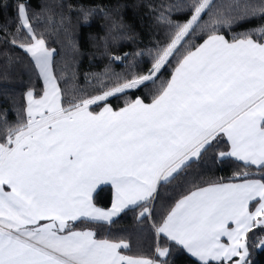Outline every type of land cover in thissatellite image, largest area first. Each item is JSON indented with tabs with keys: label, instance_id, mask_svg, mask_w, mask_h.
<instances>
[{
	"label": "snow or ice",
	"instance_id": "obj_1",
	"mask_svg": "<svg viewBox=\"0 0 264 264\" xmlns=\"http://www.w3.org/2000/svg\"><path fill=\"white\" fill-rule=\"evenodd\" d=\"M93 17L98 31L79 37ZM0 33L32 77L0 109V264H252L264 249V0H15ZM59 41L74 65L86 55L102 69L79 84ZM226 164L230 176L197 170ZM129 213L131 230L105 232Z\"/></svg>",
	"mask_w": 264,
	"mask_h": 264
},
{
	"label": "trees",
	"instance_id": "obj_2",
	"mask_svg": "<svg viewBox=\"0 0 264 264\" xmlns=\"http://www.w3.org/2000/svg\"><path fill=\"white\" fill-rule=\"evenodd\" d=\"M14 2L15 0H0V25H3L6 21H12L14 17ZM34 7H37L43 3H52L55 4L59 2V0H30ZM65 3H81L85 5H97L108 3L109 0H63ZM122 2L126 3H151L152 0H122ZM7 3L8 7L5 8L3 5ZM57 11L54 9V12ZM139 14L143 16L144 13L147 12V8H140ZM126 19H130L132 16V9H125ZM75 16V13H73ZM54 21L58 19L57 16L53 17ZM14 22V21H13ZM100 21L98 18L93 17L88 23H81L77 25V35L79 37L86 38L89 32L98 31V25ZM259 23V21H252V24ZM55 26V25H53ZM250 25H243L242 27H248ZM143 30L145 31V35L142 36V39L146 41L151 39L152 37L147 36V17H144V23L141 25ZM241 29H234V31H238ZM2 34V33H0ZM159 38V37H155ZM83 44V39L81 40ZM140 47H144V44L139 45ZM53 47H60L62 49L61 56L58 58L62 61V63L67 64L69 66V71L75 68L77 71L78 83L84 85L85 81L83 78V73L99 71L102 69L104 61L102 59H95L94 61H90L86 55H82L76 61L75 65L73 64V54L70 48L63 41H59L57 44H54ZM7 49L8 52L13 54V62L9 63L8 59L4 56V50ZM124 50H128L127 47ZM85 51L91 52L93 49L88 47ZM25 58V54L19 48H10L5 45L3 42H0V109L10 108L11 104L7 97L16 96L20 97L22 92L25 90V85L28 84L31 77V73L25 69V67L16 62V58ZM115 103V101H113ZM9 119H14V115L11 111L7 113ZM242 167V166H241ZM236 168L233 164L226 165H200L197 166V170L206 178H215L219 176H230L232 171ZM109 193L110 190H106L102 195L101 203L106 204L109 201ZM134 226V221L132 218V214L129 213L128 216L122 217L117 220V222L111 226H104L105 232H107L110 228L111 232L114 235L123 234L125 230H131ZM179 260L184 261V257H178ZM252 264H264V249L255 250L251 256Z\"/></svg>",
	"mask_w": 264,
	"mask_h": 264
}]
</instances>
